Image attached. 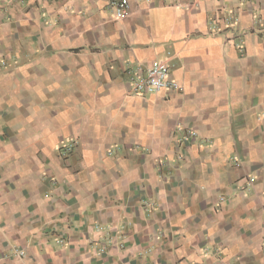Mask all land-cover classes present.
Segmentation results:
<instances>
[{
	"label": "crops",
	"instance_id": "1",
	"mask_svg": "<svg viewBox=\"0 0 264 264\" xmlns=\"http://www.w3.org/2000/svg\"><path fill=\"white\" fill-rule=\"evenodd\" d=\"M2 1L0 264H264V0Z\"/></svg>",
	"mask_w": 264,
	"mask_h": 264
},
{
	"label": "built area",
	"instance_id": "2",
	"mask_svg": "<svg viewBox=\"0 0 264 264\" xmlns=\"http://www.w3.org/2000/svg\"><path fill=\"white\" fill-rule=\"evenodd\" d=\"M112 9L118 19H122L131 11L129 0H113ZM131 91L134 94L158 93L163 90H176L179 84L169 77V66L161 60H154L146 66H139L137 70L130 73ZM188 134L194 137L195 133L189 131ZM72 145L67 150H72ZM222 201L224 197L220 198ZM18 254L24 255V251H17Z\"/></svg>",
	"mask_w": 264,
	"mask_h": 264
},
{
	"label": "rangeland",
	"instance_id": "3",
	"mask_svg": "<svg viewBox=\"0 0 264 264\" xmlns=\"http://www.w3.org/2000/svg\"><path fill=\"white\" fill-rule=\"evenodd\" d=\"M10 9L11 8L9 6H7L6 4H4L3 1H2V3L0 4V18L2 20H6V22L9 21V19H10ZM11 47H14L16 50H19V54L16 55V52H18V51H13V49ZM0 49L2 50V54H0V66H1L3 71L9 70V69L13 68V65H15V64L18 65V64H20L22 62L20 60L17 61L16 58L20 59L21 57H23V55H21L20 57H18V56L22 53V51L25 50V46L23 47L22 45H17V44H14V45L1 44L0 45ZM24 57H25V55H24ZM189 131L195 133L194 134L195 136L194 137H190V136H192L191 134L190 135L187 134L188 132L185 133L184 134V138H185L184 141L185 142H190L191 140H193V138L198 136V132L196 130L190 129ZM252 179L253 178H249L248 179L249 182H251ZM220 201L222 202L221 199H220ZM147 257L149 258V257H151V255H147ZM231 264H234V262H232Z\"/></svg>",
	"mask_w": 264,
	"mask_h": 264
}]
</instances>
